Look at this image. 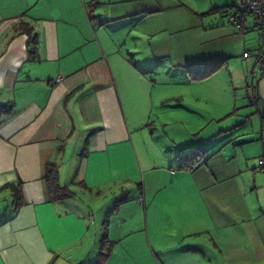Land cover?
<instances>
[{"label":"crops","instance_id":"obj_1","mask_svg":"<svg viewBox=\"0 0 264 264\" xmlns=\"http://www.w3.org/2000/svg\"><path fill=\"white\" fill-rule=\"evenodd\" d=\"M173 1L0 0V264H97L104 237L112 249L103 264H264V76L252 80L254 60L244 59L259 32L241 34L214 12L243 0ZM186 17L225 41L198 71L221 68L203 79L184 71L176 95L139 88L131 40L151 46L185 31ZM225 67L230 89L245 78L258 125L221 144L230 130L212 107L218 85L202 86ZM172 101L212 103L188 112L193 131L178 118L194 148L175 167L141 137L147 115L169 141L173 122L161 112ZM200 150L202 161L180 168L179 156ZM48 165L71 197L51 199Z\"/></svg>","mask_w":264,"mask_h":264},{"label":"rangeland","instance_id":"obj_2","mask_svg":"<svg viewBox=\"0 0 264 264\" xmlns=\"http://www.w3.org/2000/svg\"><path fill=\"white\" fill-rule=\"evenodd\" d=\"M99 12H104L102 13V15L106 14L105 10H101ZM174 13L175 12H171L167 16H172ZM186 13L189 16L191 15V12L189 10H187ZM186 19L187 25L185 26L187 27H183L185 28V31L177 34L171 33V35L167 36H159V39H156L151 45L152 47L154 46L153 52L150 51V48L152 47L150 46L151 43H149V40L145 38L143 40H131V43H133V45L135 42H137L138 44L137 49L139 54H137L136 57L138 63L140 64V67L136 68L137 76H135V79H132V81L137 83L139 88H143L146 85L147 87L152 86L153 90L155 89L154 93H158L157 96L159 97L163 96L166 93L168 94L167 96L179 94L182 90L181 88H183L180 87V84L183 82V80L186 81L184 78V71L187 72V76L190 77V79H193L191 74L199 72L197 66L199 62H201L202 55L205 54L206 57H209V52H212L213 49H221V46L225 44V41H223L221 37L217 38L219 37L218 35H220V33L209 31L208 34L205 35L207 31H203V28L201 27L203 26V24L201 22L193 21L190 17H186ZM208 21L209 20H207L206 23ZM200 28H202V30ZM248 35L253 39L256 37L258 38V36H255V33H249ZM162 46L163 48H161ZM158 47L161 48L160 51H158ZM152 60L156 61L154 62ZM178 65L185 66V68L190 69L182 68L180 70L178 68ZM140 68H143L144 71ZM149 68H152L153 71H151V69ZM249 77L252 78V74ZM206 81L208 84L202 86V92L205 89L207 90L206 92H208V88H213V85L215 84L218 85V90H213V92L215 91L213 95L216 97L214 100L216 102L215 105L217 106L213 105L212 107L213 109L218 110L216 113L220 118L219 123L223 124L221 130H230V137L224 138L222 141H220V143H226L227 140H231L235 136V134L242 131L244 133L248 131L252 132L254 129V125H258V123L256 122V119H249V113L252 109V104L248 98V95L244 91L246 90L245 78H243L241 89H238L237 87L230 89L231 76L228 68L225 67L223 72H219L212 79ZM167 96L164 95V97ZM171 103L172 104L170 105H164L165 107L162 109L163 112L165 111L164 114L163 112H161V117L163 120H165L166 117L169 119V122H173V125L170 126L169 130L170 132L172 130L169 141L166 140L163 136V130H161V128H158L156 124H153V121H155V119L153 117L152 119H149L147 115L143 121L144 125L142 126L145 127L141 133V137L143 138V146L146 150L154 152L158 155L164 154L165 157L167 155H173V157H171L170 159H173V166L175 167V165L177 166V161L175 158L178 155L182 154V150L184 148H194V146L188 147L189 144L193 142H191V138L186 131H193L192 125L194 123L192 122L196 117L191 118L188 112L196 110V112L206 111L207 108H212L210 106V104L212 103L206 104L205 102H203L200 106L192 104L193 101L187 104V106L178 105L179 103L175 101H172ZM166 114H168L169 117ZM140 117L142 118L143 114ZM140 117L138 119L139 121L141 120ZM179 117L183 119H185V117L187 119H190V121L187 119V121L184 120L186 125H182L181 123H179L184 126V129L186 131H184L177 123L179 121ZM250 118H252V116H250ZM236 130H238V132H236ZM233 132L236 133L232 134ZM164 162L166 163V160ZM134 188L135 185L133 186V189ZM136 188H140L139 185H136Z\"/></svg>","mask_w":264,"mask_h":264},{"label":"built area","instance_id":"obj_3","mask_svg":"<svg viewBox=\"0 0 264 264\" xmlns=\"http://www.w3.org/2000/svg\"><path fill=\"white\" fill-rule=\"evenodd\" d=\"M230 24L235 26L241 34L256 30L259 32L258 49L254 54L246 52L244 59L253 58L252 80L264 76V0H243L241 6L223 10ZM251 79L247 80L249 84ZM260 166L264 167V159L260 160ZM141 203L145 200L142 197Z\"/></svg>","mask_w":264,"mask_h":264},{"label":"trees","instance_id":"obj_4","mask_svg":"<svg viewBox=\"0 0 264 264\" xmlns=\"http://www.w3.org/2000/svg\"><path fill=\"white\" fill-rule=\"evenodd\" d=\"M223 10H230V8H221L218 10H214V12L216 11V13L221 12L222 14H225L223 13ZM29 52H30V55L33 57L35 55L36 48H30ZM221 66L222 64H219L209 70L198 72V73H192L191 75L193 78L203 79L213 74L217 70H219ZM255 86L256 84L254 86L252 85V87L256 88ZM203 157H204V153L201 152L200 150L197 152L179 156L178 163H179L180 168L182 169H193L194 166L198 164V162L202 161ZM44 180L47 183L48 192L52 200L58 201V200H64L66 198L71 197L72 193L67 191L60 183L59 170L56 165H48L46 167L45 174H44ZM18 195L19 196L21 195L20 187H18ZM101 243H102L101 252H100L99 260L97 264H103L104 261L110 255V252L112 249V245L109 243L107 237H104Z\"/></svg>","mask_w":264,"mask_h":264}]
</instances>
